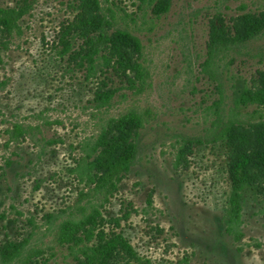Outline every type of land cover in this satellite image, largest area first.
Masks as SVG:
<instances>
[{"label":"rangeland","instance_id":"obj_1","mask_svg":"<svg viewBox=\"0 0 264 264\" xmlns=\"http://www.w3.org/2000/svg\"><path fill=\"white\" fill-rule=\"evenodd\" d=\"M99 1L138 38L140 57H131L142 81L108 49L109 65L93 77L77 55L81 41L59 53V33L84 14L81 0L30 8L0 0L22 7L10 33L0 28V246L25 242L15 264H73L82 256L59 240V227L92 213L88 233L75 235L85 245L121 235L129 252L117 244L115 264H264V179L229 224V148L211 142L229 119L264 120L263 105L233 104L240 84L257 86L264 71V29L207 54L211 25L232 37L243 15L264 12V0H171L159 16L148 0ZM104 89L114 94L95 108ZM129 113L140 118L133 164L110 184L90 180L89 142Z\"/></svg>","mask_w":264,"mask_h":264},{"label":"trees","instance_id":"obj_2","mask_svg":"<svg viewBox=\"0 0 264 264\" xmlns=\"http://www.w3.org/2000/svg\"><path fill=\"white\" fill-rule=\"evenodd\" d=\"M35 0H22L27 8ZM171 0H148L151 13L154 16L166 13ZM80 15L70 25L64 27L58 36L61 55L69 52L73 42L81 41L85 45L82 54L77 53L80 62L84 61L88 77L102 73V68L109 65V57L104 54H114L116 64L123 70L131 71L139 81L143 80V67L137 59L132 60L131 53L141 54V44L136 36L127 29L118 27L113 18L104 13L99 0H81ZM22 8V7H21ZM20 7H0V28L10 33L20 17ZM83 8V9H82ZM111 32L108 33V30ZM264 29V12L258 15H243L232 37H226L223 29L211 25L207 54L210 58L218 49L230 45L241 44L256 36ZM100 61V62H98ZM82 63H79L81 65ZM258 85L255 87L241 83L239 89L233 92L235 108L248 105L264 106V71L257 73ZM114 91L97 90L92 103L95 108H101L110 102ZM140 118L135 113H129L117 119L105 121L97 136L89 142L91 160L87 162L88 176L92 180L97 177L99 184H110L121 173H126L133 164L137 152V128ZM246 124V125H245ZM246 126V127H245ZM14 131L21 134V128L14 125ZM211 142H220L229 148L227 172L230 181L228 196L229 224L237 222L244 195L251 188L258 189L260 180L264 179V120L256 123H243L229 119L218 129ZM91 171L96 172L90 173ZM261 177V178H260ZM94 225V214H88L78 221H68L59 227V240L70 241L80 251L81 257H74L73 264H115L117 244L129 252L121 235H116L106 241H98L90 245L82 244L75 234H87L86 226ZM81 244V245H80ZM25 242L7 243L0 246V261L3 264H15L23 250ZM25 262V261H24ZM18 264H24L22 262Z\"/></svg>","mask_w":264,"mask_h":264}]
</instances>
